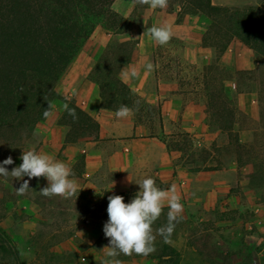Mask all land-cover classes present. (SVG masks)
<instances>
[{"label": "crops", "instance_id": "1", "mask_svg": "<svg viewBox=\"0 0 264 264\" xmlns=\"http://www.w3.org/2000/svg\"><path fill=\"white\" fill-rule=\"evenodd\" d=\"M211 3L215 7L245 10L255 7L257 0H211ZM148 12L149 19H143L123 34L101 27L95 29L65 74L59 91L61 98L52 103V115L37 126V141L24 149L35 147L38 152L54 154L57 160L68 163L80 189L65 199L71 205L66 219L72 223L79 220L74 230L73 225L69 226L75 237L54 244L50 238L35 242L42 229L44 234L55 236L63 234L66 228L45 213L48 209L45 202L63 201V198L56 197L57 201L54 196L48 198L39 193L48 186L46 178L40 177L33 183L25 176L29 188L33 189L24 195L13 193L6 197V215L0 227L17 242L16 247L27 245L28 240L38 244L29 254L37 264H43L38 259L39 252L47 243L49 251L57 256L65 257L68 252L77 255L75 262L64 258L58 264H104L103 248L109 245L103 232L108 220V197L121 195L125 203L131 202L140 190L135 182L141 178H153L164 190L176 185L184 208L181 222L187 225L181 232L175 226L171 243L166 244L182 258L191 250L182 237L189 233L193 222L207 224L212 215L226 222L225 213L243 211L248 205L258 212L261 208L256 202L251 177L261 169L243 165L228 132L210 120L204 102H190L183 95L184 90L192 88L183 69L189 67L200 75L205 66H218L225 76L224 86L230 99L243 114L260 123L257 95L236 90L237 72L252 71L256 67L254 52L234 38L219 55L217 48L209 44L216 41L209 16L188 13L178 22L176 10L149 8ZM123 17L128 18L127 14ZM153 25L171 29L168 44L161 46L145 33ZM132 48L134 51H129V60L121 70L135 67L138 76L126 79L120 70L118 77L129 88L130 96L117 91L114 95L119 106L127 105L134 110V115L119 119L115 116L117 109L103 105L108 97H103L99 83L93 79V71L101 67V59L109 50L122 55ZM149 62L154 66L151 72L144 67ZM65 100H75L81 110L98 122L100 131L95 141L66 142L69 128L59 122L66 110ZM235 131L239 143L249 147L261 136L260 130H239L237 125ZM186 143H192L197 149L188 153L184 149ZM21 155L12 157L13 168L22 163ZM164 210L169 211L167 207ZM175 233L177 239L172 238ZM156 260L150 254L120 261L156 264Z\"/></svg>", "mask_w": 264, "mask_h": 264}, {"label": "trees", "instance_id": "2", "mask_svg": "<svg viewBox=\"0 0 264 264\" xmlns=\"http://www.w3.org/2000/svg\"><path fill=\"white\" fill-rule=\"evenodd\" d=\"M116 1L0 0V164L9 156L20 155L25 145L35 135L37 126L48 118L44 116V111L48 110L50 105L49 110L52 112L53 101L61 98L59 84L95 29L102 27L115 34L129 31L128 21L113 8ZM187 3L183 8L185 14L190 9L191 13H206L213 19L216 34V38H213L216 41L207 43L214 45L219 55L224 53L230 40L234 38L254 52L258 69L237 72L236 90L238 93L256 90L257 101L261 111L263 110L261 117L264 119V6L230 11L227 8L213 6L211 0H187ZM216 19H223L228 25L219 24L220 20ZM180 20L179 17L178 22ZM129 51L133 52L134 49ZM256 74L261 75L257 85L259 89H251L249 85L244 88L242 85L246 84L245 80L248 79L246 75ZM93 75L101 87L103 97H108L105 103L103 102L108 108H119L114 95L117 91L115 88L120 89L122 94L130 96L129 88L119 77L111 84L99 69L94 70ZM224 82L225 76L218 66H205L200 75L194 78L192 88L184 90L183 95L190 102H197L196 100L204 102L210 120L228 132L231 143L237 148L238 160L241 163L242 158L245 161H252L256 146L241 145L235 125L239 130H260L261 138H264V128L259 127L260 123L238 109L236 102L228 96ZM108 89L111 92L108 93ZM66 103L68 108L74 109L76 113L74 120L65 110L59 120L69 128L66 142L95 141L100 131L98 122L81 110L75 100ZM257 140H259L257 150H263V143L260 139ZM4 167L9 171L13 169L12 165ZM259 167L262 174L264 159L261 160ZM255 174L253 173L251 177L254 178ZM5 204L6 199L0 197V222L6 215ZM167 213V210H163L162 215L153 224L154 234L156 229L167 224ZM0 237L10 240L9 235L1 228ZM53 237L58 239L52 238V244L75 235L73 232H67ZM49 247L45 246L39 252L38 259L43 264H58L65 259L75 262L74 259L77 257L75 253L68 252L65 257H60L51 253ZM163 250L164 253H170L171 257L180 255L166 243H163ZM140 256L121 254L117 258L128 260Z\"/></svg>", "mask_w": 264, "mask_h": 264}, {"label": "rangeland", "instance_id": "3", "mask_svg": "<svg viewBox=\"0 0 264 264\" xmlns=\"http://www.w3.org/2000/svg\"><path fill=\"white\" fill-rule=\"evenodd\" d=\"M184 1L185 0H168L166 9L171 12H175L176 10L177 15L182 20L185 17L184 15L191 13L189 12L190 9H188L186 14L184 13L185 11L183 8H185L188 4L187 0L186 2ZM254 6H264V0H257V4ZM113 8L121 16L127 14V21L130 25V28L138 25L143 19H149L148 10L150 6L147 4H139L136 2V0H117ZM200 14L208 16L206 13ZM216 20H220L218 21L219 24H224L225 26L228 25L227 21H223V19ZM106 53L107 56H103L101 59V67L99 70L103 75H106L107 80L111 84H114L116 78H118L121 67L129 60V50L127 53L122 55L116 53L114 49H111ZM256 68L258 69L257 62L255 69ZM183 70L186 72L185 75L188 79L187 82L191 85V88L193 86L192 84L194 83V78L197 76V74L196 72H193L192 69H189V67ZM246 76H248V79L245 80L246 84H243L242 86L245 88L247 87L246 85H249L251 89H259L257 85H259V78L261 75L256 74L254 76ZM64 77L59 84L58 91H60L62 88ZM109 89L107 90L108 93L110 91ZM117 92L122 94L120 89H118ZM252 92L257 95L256 90L251 91V93ZM260 124V127L264 128L263 118L261 119ZM37 137L38 135L35 133L33 138L25 145V148L31 144L33 145V142L35 143V141H37ZM259 139L261 143H263V150H257V141L259 140L256 139L253 143V146H256V149L253 150V160L245 161L243 158L241 159L244 165H251L254 170L260 168V162L262 159H264V138L260 137ZM184 149L190 153L194 152L193 150L197 148L194 147L192 143H186L184 145ZM259 174L256 173L254 175L255 177L252 178L254 193L256 195L255 197L257 198L256 202L261 205L259 212L256 208H254V206L248 205L246 209H243V211H230L225 213L226 222H224L225 220L219 219V217L214 215L210 216V220L207 224H198L193 222V226L190 227L189 233L182 237L185 241L187 240V246L191 249L185 254L184 258H182L181 255H179V257H171L170 253H164L163 239L161 236L157 235L155 240L156 251L152 253V255L157 259L156 264H245L246 260H248L254 251L259 248L258 246L264 245V172ZM25 178L27 177H23V179H16L9 175V177H7L5 180L3 177H0V195H3L5 199L6 197L9 198L10 196H13V193L17 195L15 189H18L21 186ZM39 179L40 178H32L30 180L35 183L38 182ZM36 189L37 187L35 190ZM54 197H58L59 199L62 198L60 196ZM56 200L58 201L57 198ZM44 204L48 208L45 213H47L51 219L55 218V222H62V225L66 227L65 231L63 232L64 234L71 231L69 228L71 225H73V230L75 229V225L79 223V220H73L72 223L66 219L71 205L65 202L64 198L63 201H60V203L45 202ZM74 210L75 206H73V213ZM186 225L187 224H184L181 221L176 223L177 229L178 231L180 230V232ZM0 228L2 229V227ZM42 230L45 231L44 229ZM43 231L37 236L36 240L41 239L44 241L46 239L49 240V238L51 240L54 238L49 234H44ZM176 235L177 234L175 233L172 238L177 239L178 236ZM9 238L11 241H7L3 237H0V264H37L36 260L33 259L31 255L29 256V254H31V249H35V247L38 246V244L35 243L36 240L35 242L28 240L27 245L23 243V245L16 247L17 242L10 236ZM54 239L57 240L58 238ZM32 242L35 244V246L32 244ZM50 242H53V240Z\"/></svg>", "mask_w": 264, "mask_h": 264}, {"label": "clouds", "instance_id": "4", "mask_svg": "<svg viewBox=\"0 0 264 264\" xmlns=\"http://www.w3.org/2000/svg\"><path fill=\"white\" fill-rule=\"evenodd\" d=\"M139 4H147L151 9H164L168 0H136ZM153 41L163 46L169 43L172 32L169 27L153 25L147 28L146 32ZM144 33V34H145ZM143 34V35H144ZM147 72L154 70L152 63L145 66ZM124 78H135L138 71L135 67L123 68L121 70ZM49 105V109H50ZM68 114L76 119L74 109L64 106ZM44 111V116L52 115L50 110ZM134 115V110L127 105H120L115 112L119 119H127ZM22 163L12 169L7 170L4 165L14 163L11 156L0 164V177L5 180L9 175L12 178L23 179L27 176L30 179L44 177L48 181V186L39 192L42 196L51 198L60 196L64 199L73 197L79 189L78 182L73 178L74 173L70 165L57 160L54 154L38 152L35 147L23 150L20 157ZM139 185V191L135 193L131 202L125 203L121 195L108 197V220L104 224L103 232L109 239V245L103 248L106 259L104 264H122L117 259L119 255H141L147 257L156 251V235L163 237L164 243H171L170 237L174 232L176 223L182 220L183 204L177 195L176 185L173 184L167 190L161 189L151 177L141 178L135 182ZM113 187V186H112ZM28 180H24L18 189L17 195H24L29 190ZM169 209L167 213V224L159 229L153 230V224L162 215L164 208Z\"/></svg>", "mask_w": 264, "mask_h": 264}, {"label": "built area", "instance_id": "5", "mask_svg": "<svg viewBox=\"0 0 264 264\" xmlns=\"http://www.w3.org/2000/svg\"><path fill=\"white\" fill-rule=\"evenodd\" d=\"M259 248L246 260L245 264H264V245Z\"/></svg>", "mask_w": 264, "mask_h": 264}]
</instances>
